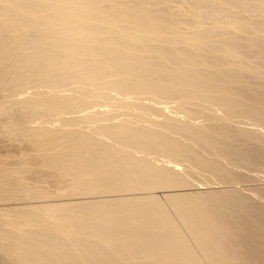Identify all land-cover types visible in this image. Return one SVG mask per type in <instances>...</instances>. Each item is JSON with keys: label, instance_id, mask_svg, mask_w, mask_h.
Masks as SVG:
<instances>
[{"label": "bare ground", "instance_id": "obj_1", "mask_svg": "<svg viewBox=\"0 0 264 264\" xmlns=\"http://www.w3.org/2000/svg\"><path fill=\"white\" fill-rule=\"evenodd\" d=\"M0 119L5 264H264V0H0Z\"/></svg>", "mask_w": 264, "mask_h": 264}, {"label": "rangeland", "instance_id": "obj_2", "mask_svg": "<svg viewBox=\"0 0 264 264\" xmlns=\"http://www.w3.org/2000/svg\"><path fill=\"white\" fill-rule=\"evenodd\" d=\"M1 121V119H0ZM14 144L12 142H10L4 135H1L0 134V159H2V157L4 158V156H9V155H19L22 151H26L27 149H25L24 147L25 146H21L20 147V144ZM27 148V147H26ZM24 149V150H23ZM22 150V151H21ZM21 151V152H20ZM20 152V153H19ZM18 153V154H17ZM4 155V156H3ZM158 194H162L163 192L161 190L159 191H156ZM101 196H108V195H101ZM86 197H89V196H78V197H67V196H63V197H52L49 198V201L51 200V202H55L56 200L57 201H65V200H69V199H73V198H78V199H83V198H86ZM44 201H47V200H43V199H38V200H29V201H24V202H19V204H25V203H39V202H44ZM6 202V203H5ZM3 201L2 203L0 202V208L1 209H6L9 208V204L11 202H7V201ZM5 206V207H4ZM4 207V208H2ZM4 259L3 255L0 254V264H5L2 260Z\"/></svg>", "mask_w": 264, "mask_h": 264}]
</instances>
